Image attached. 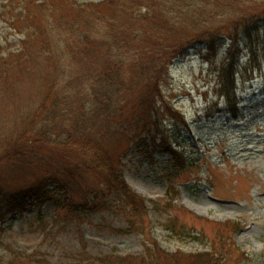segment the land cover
<instances>
[{
	"label": "trees",
	"instance_id": "16d2710c",
	"mask_svg": "<svg viewBox=\"0 0 264 264\" xmlns=\"http://www.w3.org/2000/svg\"><path fill=\"white\" fill-rule=\"evenodd\" d=\"M211 1L214 0L90 2L86 8H72L78 13L77 19L71 18L62 5L51 6L49 0L41 4L38 0L8 1L13 25L26 38L18 53L4 59L0 75L6 76L7 85L14 84L22 73L30 71L29 61L35 60L40 67L36 71L46 80L40 89L39 115L36 120H27L24 135L13 139L7 148V170L12 174L21 172L25 178L19 184L0 185V234L1 224L9 214H22L30 205L42 206L50 201L56 205L58 219L80 223L92 213L117 210L131 226L137 225L146 234V198L134 191L122 175L126 152L136 146L152 160L163 150L172 154L180 167L188 166L184 150H179L184 147L179 141L181 134L165 127L166 118L176 121L175 126L179 122L187 126V122L184 115L162 100L163 78L171 64L189 55L193 48L213 54L227 43L219 73L228 74L227 82L221 86L228 102L234 104L235 115L233 91L241 45L246 42L255 51L252 46L264 20V11L251 17L241 14L244 9L234 8L233 17H245L235 21L234 30H228L230 23L224 25L214 19L225 16L224 10H219L218 4L210 6ZM198 6L202 11L196 12ZM47 9L51 12L45 13ZM107 9L111 17L105 13ZM186 20L190 23L183 29ZM167 33L169 42H165ZM98 40L99 45L94 46L92 43ZM79 42L82 49L78 51ZM93 47L98 51L94 56L88 50ZM36 48L40 55L32 59ZM138 48L153 52L155 58L127 64L124 54ZM100 50L104 54L99 55ZM78 57L82 58L81 74L75 69L72 72L68 61L77 62ZM101 57L105 59L96 62ZM117 140L122 141V147L114 151L110 147ZM73 147L77 154L72 153ZM173 225L179 227L176 220ZM174 226L171 229L177 232ZM148 242L151 244L145 246L143 256L86 253V259L91 264H225L222 250L216 245L211 251L188 253L168 251L154 238ZM9 262L31 263L30 258L13 252Z\"/></svg>",
	"mask_w": 264,
	"mask_h": 264
},
{
	"label": "rangeland",
	"instance_id": "374dc122",
	"mask_svg": "<svg viewBox=\"0 0 264 264\" xmlns=\"http://www.w3.org/2000/svg\"><path fill=\"white\" fill-rule=\"evenodd\" d=\"M8 1L0 0V66L10 53L22 49L26 38L13 25ZM102 1L105 0L49 3L56 8L62 5L71 18L77 19L78 13L72 8H86L90 2ZM212 4L224 10L225 16L214 19L220 24L230 23L228 30L235 29L237 19L264 11V0H214L209 2ZM234 8L244 9L241 14L245 16L233 17ZM199 11L201 7L196 8ZM50 12L47 9L45 13ZM105 13L111 17L109 9ZM186 21L183 29L190 23ZM103 27L100 25V29ZM259 30L252 46L254 52L246 42L241 45L233 91L235 115L234 104L228 102L221 86L227 82L228 74L223 78L219 73L227 43L213 54L193 48L189 55L176 59L163 78L162 100L184 115L187 122V126L181 122L175 126L176 121L166 116L165 127L181 134L179 141L184 147L179 150H184L188 166L180 167L172 154L163 150L152 160L136 146L126 152L122 175L134 191L146 198L147 235L137 225L131 226L117 210L92 213L80 223L58 219L56 205L50 201L42 206L30 205L22 214H9L2 222L0 264H10L11 252L30 258V264H91L86 253L143 256L151 238L168 251L204 252L216 245L222 250L225 264H264V20ZM164 36L169 42V33ZM98 42L92 44L97 46ZM77 44L79 51L82 43ZM141 49H129L130 53L124 54L126 63L132 65L140 58L148 61L154 56ZM88 50L93 56L98 53L94 47ZM103 50L99 55L104 54ZM39 55L36 48L32 59ZM68 61L72 72H83L82 58ZM36 63L29 61L30 71L22 73L14 84L7 85L6 76L0 75V185L19 184L25 178L21 172L12 174L7 170V148L13 139L24 135L28 119L36 120L39 115L40 89L46 76L36 71ZM121 147L122 141L117 140L110 148L116 151ZM72 150L77 154L75 147ZM175 220L179 227L173 225ZM172 226L178 231H173Z\"/></svg>",
	"mask_w": 264,
	"mask_h": 264
}]
</instances>
